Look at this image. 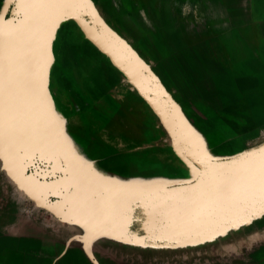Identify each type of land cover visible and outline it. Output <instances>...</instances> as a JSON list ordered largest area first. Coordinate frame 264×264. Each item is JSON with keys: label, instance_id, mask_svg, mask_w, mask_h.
Here are the masks:
<instances>
[{"label": "rangeland", "instance_id": "374dc122", "mask_svg": "<svg viewBox=\"0 0 264 264\" xmlns=\"http://www.w3.org/2000/svg\"><path fill=\"white\" fill-rule=\"evenodd\" d=\"M106 5L112 26L90 13L92 36L101 30L111 62L117 51L126 65L123 76L110 67L109 90H138L123 110L136 127L123 150L109 151L124 158L113 168L124 175L118 201L91 212L102 189L63 144L66 158L46 147L2 164L0 264H264V0ZM15 12L16 0H0V48ZM123 12L126 39L162 83L117 39ZM50 60L54 114L48 67L53 77L68 73ZM122 100L114 93L109 103L120 112Z\"/></svg>", "mask_w": 264, "mask_h": 264}, {"label": "crops", "instance_id": "0c3cea01", "mask_svg": "<svg viewBox=\"0 0 264 264\" xmlns=\"http://www.w3.org/2000/svg\"><path fill=\"white\" fill-rule=\"evenodd\" d=\"M108 1L83 0L81 4L74 2L72 8H78L76 14L62 12L56 16L49 32L48 41V62L51 52L50 63L52 62L55 67L60 66L63 72L68 73L53 77V65H51V70L48 67L50 97L54 101V118L56 117L57 121L56 130L54 129L53 132L56 131L57 142L60 145L63 144L70 151L76 161L83 166L89 178L96 181L102 189L98 194L99 203L102 204L93 205L90 201L91 212L103 210L102 208L106 206L105 204H108V201L117 203V195L119 194L117 192L119 187L117 181L119 179L123 180L124 175L115 173L113 168L118 161L124 163V158L112 156L109 151L113 148L116 151H119V148L123 150L126 132L129 133L131 131L130 128L136 127L134 121H128L127 124L124 123L123 110L127 111L134 108L132 99L136 97L137 88L131 84L128 89L133 92L130 93L126 91L127 86L125 85H118L111 92L108 87L110 67H113L115 71L120 72L121 76H123L121 71L123 67L125 72V59L119 56L116 51V60L119 65H114L111 62L107 48L98 43H103L102 31L98 30L99 33L97 31V39L92 36L95 31L91 26V18L85 8V5L90 8L94 16L108 29L109 26H112L109 22V18L111 19L112 16L108 15V7L106 5ZM222 1L226 2V0ZM22 20V15L15 12L9 21L18 23ZM124 21L125 14L123 12L117 26L119 31L117 39L134 52L135 60L138 59L141 62L142 59L146 63L143 66L148 68V72L152 76L156 74L157 76L153 77L156 81L162 83L164 79H159L160 76L156 65L151 64V60L148 62L141 56L139 51L135 50L126 39L127 27ZM64 23L66 25L62 26ZM32 50L33 54L37 51L35 46H33ZM7 64L8 61L0 62L1 172H6L1 165L8 163L4 161L3 157L12 154V149L22 148L21 142L24 138H29V134H31L33 142H43L46 132L44 109H39L37 102H34L31 112L28 110L23 111L20 107L16 109L12 107L13 99H15V90L21 92L22 83L20 80H16L15 67L11 65V70H8L6 69L8 68ZM23 67L27 69L34 66ZM26 74L32 77V80L28 81L25 94L31 93V98L35 101L44 99L43 77L41 79L37 78L34 72L30 70H27ZM75 93H78V95L73 96ZM114 93L126 99L124 102L122 100L123 109L120 112L118 107L114 108L109 103V98ZM16 99H21V96H16ZM72 100H80L81 103H73ZM18 104L20 105V102ZM29 116H32L31 120ZM18 159L22 160V157L20 156ZM110 164L113 165L108 166ZM87 187L88 185L86 184L85 188ZM123 200L126 201L124 198ZM87 209L86 207L84 212H90ZM75 217L87 218V215H75ZM97 219L101 220L98 224L102 225L107 220V217L100 214ZM117 227L118 225L115 223L112 228L106 229L105 232H113Z\"/></svg>", "mask_w": 264, "mask_h": 264}, {"label": "bare ground", "instance_id": "6f19581e", "mask_svg": "<svg viewBox=\"0 0 264 264\" xmlns=\"http://www.w3.org/2000/svg\"><path fill=\"white\" fill-rule=\"evenodd\" d=\"M58 1L59 0H17V2H18L17 4H18V7L20 9V14L23 17V21L15 23L13 25L11 31H9V33L7 35V37L9 39H11L9 44H11L14 39H16L13 42V44H15V45L12 48V52H11L12 55L10 57L9 62L12 60V64L11 65H13L15 67L14 68V70H15L14 74H16V80L18 79L22 83V91L20 92V91L15 90V94H14L15 99H13V103H12V107L14 109L20 107V109L25 111V109L29 110L31 108V106H32V102L33 101L28 97V94H25V89L27 88L28 83L32 80V77H29L26 74L25 69H24L23 66L27 65V63L29 62V59H30L31 64L33 63V50H32L33 47H32V45L36 42V38L42 37V41L44 42L45 46H47L46 50L48 51L49 32H48V34H46L47 33L46 30L47 29L50 30L51 27H52V24H53L54 20L52 21L50 19L49 15L56 8L55 3L58 2ZM64 2H65V6L72 7V5H73V3L75 1L74 0H64ZM68 2L70 4H68ZM65 6L62 5V7H65ZM20 35L22 36L21 39L19 38ZM43 57L44 56H43V53H42V57L39 56V58L37 60H43ZM47 63H48V59L45 60V63L42 62L43 68H44V71H45V78H46ZM1 78H2V76H1ZM0 81H1V79H0ZM29 91H31V90H29ZM16 96H21V99H16ZM18 102H20V105L18 104ZM21 144L23 146L22 150L24 151V153L21 154L20 156L22 157V159H23L24 156H28L29 157L30 154H28L27 152H30V149L33 148L32 140L30 138H24L22 140ZM37 151L40 154L44 151V148H43V146L41 144H38ZM31 153H33V152H31ZM249 165H248V167H249ZM244 166H247V165H244ZM175 213H177V212H175ZM189 216H190V214H189Z\"/></svg>", "mask_w": 264, "mask_h": 264}, {"label": "water", "instance_id": "95a60500", "mask_svg": "<svg viewBox=\"0 0 264 264\" xmlns=\"http://www.w3.org/2000/svg\"><path fill=\"white\" fill-rule=\"evenodd\" d=\"M76 3H83V0H74ZM68 4H70L68 2ZM65 6V2L64 0H59L58 2L55 3V6L56 8L52 11V13L49 15L50 19L53 21L54 18L56 16H58L59 14H61L62 12H65V13H72V14H76L78 8H72V7H69V6H65V7H62ZM85 8H86V11L87 13L89 14V16L91 14H93V12L91 11L90 8H87L86 5H85ZM18 10L20 11L19 7H18ZM91 13V14H90ZM91 17V16H90ZM23 21V20H22ZM46 34H48V32H50L49 29L46 30ZM21 35L19 36V38L21 39ZM3 38V45L2 47L0 48V62L1 61H8V70H11L10 66L12 64V60L9 62L10 60V57L12 55V48H13V42L16 40L14 39L12 41L11 44L10 41L11 39H9L7 36H4L2 37ZM35 46L37 51H35V53L33 54V63L31 64L30 62V59H29V62L27 63V65L25 66H34V68H27L25 69L26 72L27 70H30V71H33L34 72V75L41 79L43 77L44 79V96L45 98L44 99H39V101H35L33 100L31 97H32V94L29 93L28 94V97L33 101L32 102V106L31 108L28 110V111H32V108H33V104L34 102H37V105L40 108H43L44 109V123H45V129H46V132H45V136H44V141L41 142H33V148L30 149V152H27L28 154L32 152V150L36 151V153L38 155H42L43 152L40 154L38 151H37V147H38V144H41L43 146V148L45 149L47 147L48 150L51 151V153L53 154V156H57V157H65L62 150H61V146L60 144L56 143L57 139L55 137V134H56V131L53 132V130L55 129L56 130V122H55V118H54V114L53 112H51V107H50V104L47 102L49 100V96L47 94V90H46V78H45V71H44V68H43V64L42 62L45 63V60L48 59V52L46 50L47 46H45L44 42L40 39V38H36V42L32 45V47ZM3 48H5L4 52H3ZM30 51V50H29ZM42 53H43V60H37L40 57H42ZM30 76H32V74H30ZM25 111H27L25 109ZM29 112V113H30ZM31 117L32 116H29V119L31 120ZM29 138L31 139V134H29ZM32 140V139H31ZM12 154H9L8 156H4V161L5 162H12V160H14L15 158H18L20 157L19 155L23 154L24 151L22 150V148L20 149H12ZM66 158V157H65Z\"/></svg>", "mask_w": 264, "mask_h": 264}, {"label": "snow or ice", "instance_id": "6c2138e0", "mask_svg": "<svg viewBox=\"0 0 264 264\" xmlns=\"http://www.w3.org/2000/svg\"><path fill=\"white\" fill-rule=\"evenodd\" d=\"M258 218V217H257ZM252 223V220L251 219H248V220H246L243 224H238L237 226H236V229L235 230H239V228L240 227H243V226H246V225H249V224H251Z\"/></svg>", "mask_w": 264, "mask_h": 264}]
</instances>
